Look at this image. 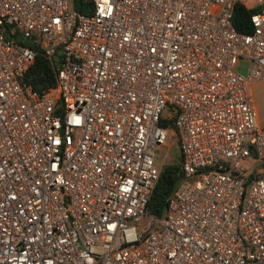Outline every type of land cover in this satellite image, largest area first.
<instances>
[{
  "label": "built area",
  "instance_id": "obj_1",
  "mask_svg": "<svg viewBox=\"0 0 264 264\" xmlns=\"http://www.w3.org/2000/svg\"><path fill=\"white\" fill-rule=\"evenodd\" d=\"M81 1L0 0V264H264V0Z\"/></svg>",
  "mask_w": 264,
  "mask_h": 264
},
{
  "label": "trees",
  "instance_id": "obj_2",
  "mask_svg": "<svg viewBox=\"0 0 264 264\" xmlns=\"http://www.w3.org/2000/svg\"><path fill=\"white\" fill-rule=\"evenodd\" d=\"M81 0H77L76 7L82 8ZM252 8H247L240 3H235L232 12V23L237 30L244 31L248 29V16ZM24 78L33 88L43 90L53 85L54 76L44 57L38 53L34 55L33 60L24 71ZM171 126V124L169 125ZM178 150V149H177ZM180 155L175 161L161 165L157 180L146 201L145 209L156 215H160L165 204V198L178 180V166Z\"/></svg>",
  "mask_w": 264,
  "mask_h": 264
},
{
  "label": "rangeland",
  "instance_id": "obj_3",
  "mask_svg": "<svg viewBox=\"0 0 264 264\" xmlns=\"http://www.w3.org/2000/svg\"><path fill=\"white\" fill-rule=\"evenodd\" d=\"M250 65V61L245 58H237L233 64V69L237 72H244ZM249 92L254 107L257 122L264 123V77L255 78L249 83ZM166 113V109L162 111ZM178 156L177 144L173 130L168 132L165 143L157 151V157L162 159V164L173 162Z\"/></svg>",
  "mask_w": 264,
  "mask_h": 264
}]
</instances>
